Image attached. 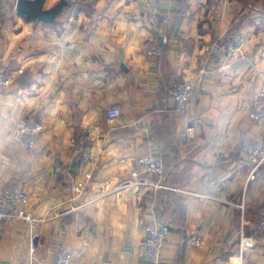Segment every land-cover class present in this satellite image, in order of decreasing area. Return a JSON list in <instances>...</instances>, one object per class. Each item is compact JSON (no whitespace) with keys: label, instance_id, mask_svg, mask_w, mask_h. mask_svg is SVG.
I'll use <instances>...</instances> for the list:
<instances>
[{"label":"crops","instance_id":"0c3cea01","mask_svg":"<svg viewBox=\"0 0 264 264\" xmlns=\"http://www.w3.org/2000/svg\"><path fill=\"white\" fill-rule=\"evenodd\" d=\"M150 1L93 0L89 14L62 11L45 24L19 14L16 0H0V65L16 70L0 89V193L20 185L27 210L43 218L34 227L2 223L0 264H54L60 248L71 264H153L137 254L152 220L170 225L158 264H264V230L253 227L264 219V165L250 179L240 150L242 141L264 142V118H248L264 79V0H156L170 17L156 59L143 51L154 34ZM238 32L239 55L203 57ZM182 74L192 84L184 112L170 90ZM112 108L120 110L113 120ZM29 116L43 129L19 135L16 120ZM76 117L96 165L71 145ZM189 126L194 135L182 141ZM224 152L230 160L220 164ZM143 153L164 159L162 176L131 174ZM57 164L69 178L57 177ZM242 231L253 247L241 248ZM190 235L202 245L185 248Z\"/></svg>","mask_w":264,"mask_h":264},{"label":"built area","instance_id":"2783aa9c","mask_svg":"<svg viewBox=\"0 0 264 264\" xmlns=\"http://www.w3.org/2000/svg\"><path fill=\"white\" fill-rule=\"evenodd\" d=\"M69 3L84 2L91 4L93 0H68ZM147 25L154 34L146 40L143 46L144 53L151 58H158L163 52V46L168 43V34L165 31H159L162 24L169 21V14L162 12L159 9L158 2L151 0L145 11ZM3 27V13L0 10V32ZM243 35L238 32L230 37H224L215 40L211 43L203 53V57L218 56L223 61L239 55L243 47ZM16 70H13L6 65H0V89L12 84ZM192 97L191 81L181 75L172 85L171 104L178 111L184 112L188 109ZM109 119L113 120L120 114L118 108L108 110ZM248 118L252 121H257L264 118V79L261 82L257 95L251 102L248 111ZM15 129L19 135L30 132H38L43 129V123L32 116L22 117L16 120ZM194 126H189L180 132L179 137L182 141H188L194 135ZM73 148L78 149L80 161L96 165L98 158L91 153L89 134L81 132L74 134L70 138ZM25 144H30V140ZM240 150L246 154L250 170L249 178L253 179L260 167L264 164V142L260 141H242ZM230 160L229 153L224 152L218 159V163L226 164ZM165 170L164 159L155 153H143L136 159V168L132 170V175H138L140 172L156 173L163 175ZM55 174L61 180H65L70 176V169L63 164H57L54 167ZM84 188L83 182H76L71 186V192L74 196L82 193ZM28 202V194L23 187L16 185L13 188H6L0 193V229L2 223L6 221H18L27 224L29 227H34L37 223L43 220L29 210L26 205ZM257 230H264V219H261L253 224ZM170 232V225L159 220H152L145 224V234L138 245L137 254L140 259L149 261L153 264H158L161 249L165 243V238ZM202 238L199 235H190L182 239L185 248L202 245ZM241 248H251L254 245V239L243 233H240ZM242 251V250H241ZM72 257L68 251H63L62 248L57 250L56 261L54 264H71ZM35 264V263H32Z\"/></svg>","mask_w":264,"mask_h":264},{"label":"water","instance_id":"95a60500","mask_svg":"<svg viewBox=\"0 0 264 264\" xmlns=\"http://www.w3.org/2000/svg\"><path fill=\"white\" fill-rule=\"evenodd\" d=\"M46 0H16L15 7L26 17L41 23H52L70 3L68 0H57L52 6L45 7Z\"/></svg>","mask_w":264,"mask_h":264},{"label":"trees","instance_id":"16d2710c","mask_svg":"<svg viewBox=\"0 0 264 264\" xmlns=\"http://www.w3.org/2000/svg\"><path fill=\"white\" fill-rule=\"evenodd\" d=\"M91 9H92V5L91 4H87V3H84V2H79V3H70L68 6H66V7H64V12H67V13H69V12H71L72 10H77V11H83V12H85V13H87V14H89V13H91ZM0 10H1V8H0ZM19 14H21V15H23L24 17H26L22 12H20L19 11ZM26 18H28V17H26ZM166 45H164L163 46V52H162V54L164 55L165 54V52H166ZM161 54V55H162ZM160 57V56H159ZM158 57V58H159ZM170 90H172L171 89V87H170ZM74 122H75V133L74 134H79V133H81L82 132V130L80 131V128L78 127V124H77V117L76 118H74ZM76 151H80L79 150V148L78 149H75Z\"/></svg>","mask_w":264,"mask_h":264},{"label":"rangeland","instance_id":"374dc122","mask_svg":"<svg viewBox=\"0 0 264 264\" xmlns=\"http://www.w3.org/2000/svg\"><path fill=\"white\" fill-rule=\"evenodd\" d=\"M264 165V164H263Z\"/></svg>","mask_w":264,"mask_h":264}]
</instances>
